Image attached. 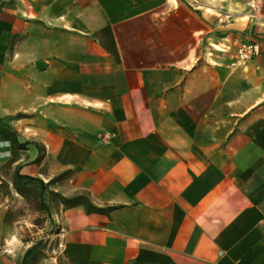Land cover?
<instances>
[{
    "label": "crops",
    "instance_id": "obj_1",
    "mask_svg": "<svg viewBox=\"0 0 264 264\" xmlns=\"http://www.w3.org/2000/svg\"><path fill=\"white\" fill-rule=\"evenodd\" d=\"M17 168L105 211L50 196L47 256L0 201V264H264V0H0Z\"/></svg>",
    "mask_w": 264,
    "mask_h": 264
},
{
    "label": "rangeland",
    "instance_id": "obj_2",
    "mask_svg": "<svg viewBox=\"0 0 264 264\" xmlns=\"http://www.w3.org/2000/svg\"><path fill=\"white\" fill-rule=\"evenodd\" d=\"M2 173L9 178L10 167H3ZM4 178H0V182ZM16 192L13 188L11 189ZM6 188H0V201L8 204L6 222L12 227L11 233L15 241L17 238L22 243L39 245L47 256L53 254V236L49 233L53 231L50 215L40 209V202L37 198H26L11 191L5 193ZM7 200V201H6ZM49 235V236H48Z\"/></svg>",
    "mask_w": 264,
    "mask_h": 264
},
{
    "label": "trees",
    "instance_id": "obj_3",
    "mask_svg": "<svg viewBox=\"0 0 264 264\" xmlns=\"http://www.w3.org/2000/svg\"><path fill=\"white\" fill-rule=\"evenodd\" d=\"M15 140V139H14ZM21 148H23V144L19 145ZM66 173H63L57 177H55L54 179H52L49 183L44 182L43 179L39 178V177H34L31 175H27V174H22L20 173L19 169L17 168L12 175V187L10 182L7 179H3L0 182V188L1 187H5L7 194L11 193V189L13 188L18 194H20L23 197L26 198H31V197H35L38 199V201L40 202V209L44 212H46L47 214H49L51 216V209H50V202H49V198L50 196L54 197L55 199H59L60 201H63L65 203L66 206H74L77 204H85L88 208V210L90 211H105L104 208H100L97 207L95 205H93L86 196L84 195H78L75 197H71V198H67L64 197L63 195H61L59 192L57 191H50L47 192V188L48 185L56 182L57 180L63 178L65 176ZM48 196V197H47ZM48 200V201H47ZM7 215L5 216V221H6ZM36 244H34L32 246L35 247ZM29 251V250H28ZM27 251V253H28ZM23 264H28L26 261V258L23 261Z\"/></svg>",
    "mask_w": 264,
    "mask_h": 264
},
{
    "label": "built area",
    "instance_id": "obj_4",
    "mask_svg": "<svg viewBox=\"0 0 264 264\" xmlns=\"http://www.w3.org/2000/svg\"><path fill=\"white\" fill-rule=\"evenodd\" d=\"M240 60L250 59L260 54V42L255 39L242 41L237 49Z\"/></svg>",
    "mask_w": 264,
    "mask_h": 264
}]
</instances>
